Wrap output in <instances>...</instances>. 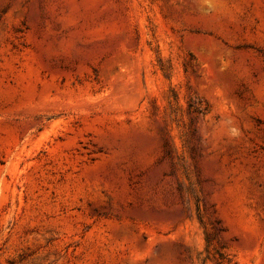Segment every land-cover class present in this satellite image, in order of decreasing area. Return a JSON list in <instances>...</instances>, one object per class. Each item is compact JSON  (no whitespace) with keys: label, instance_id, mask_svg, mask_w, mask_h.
Here are the masks:
<instances>
[{"label":"rangeland","instance_id":"rangeland-1","mask_svg":"<svg viewBox=\"0 0 264 264\" xmlns=\"http://www.w3.org/2000/svg\"><path fill=\"white\" fill-rule=\"evenodd\" d=\"M0 264H264V0H0Z\"/></svg>","mask_w":264,"mask_h":264}]
</instances>
